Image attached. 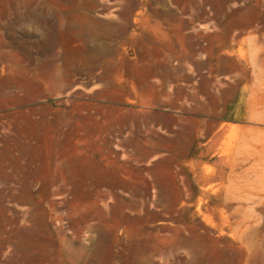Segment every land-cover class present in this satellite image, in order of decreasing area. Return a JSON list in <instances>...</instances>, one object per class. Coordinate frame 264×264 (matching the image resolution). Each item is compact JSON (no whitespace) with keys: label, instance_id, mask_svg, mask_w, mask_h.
Returning <instances> with one entry per match:
<instances>
[{"label":"rangeland","instance_id":"rangeland-1","mask_svg":"<svg viewBox=\"0 0 264 264\" xmlns=\"http://www.w3.org/2000/svg\"><path fill=\"white\" fill-rule=\"evenodd\" d=\"M32 1L0 0V26L19 47L12 34ZM60 1L65 15L93 0ZM212 9L235 70L173 94L158 88L150 106L125 104L124 119L103 100L117 87H102L101 69L130 55L0 50V61L24 68H0V96L41 95L32 79L45 83L44 100L0 117V264L87 260L80 244L108 217L101 209L139 219L158 248L167 242L158 262L197 264L192 245L204 240L206 257L235 244L236 264H264V0H188L191 19ZM60 86L73 97H50ZM186 240L187 254L177 248Z\"/></svg>","mask_w":264,"mask_h":264},{"label":"crops","instance_id":"crops-1","mask_svg":"<svg viewBox=\"0 0 264 264\" xmlns=\"http://www.w3.org/2000/svg\"><path fill=\"white\" fill-rule=\"evenodd\" d=\"M173 6L178 13L173 11ZM68 9L62 15L60 0L28 3L21 10L19 30L12 34V38L19 39L20 47L9 42L8 32L0 26V50H53L54 54L56 50H85L86 54L130 55L116 62L106 57L101 69L102 87L108 84L117 87L116 94L103 100L118 104L115 115L118 119L125 117V104L155 103L158 88H169V94H173L174 88L197 86L199 79H220L239 63L234 50H221L220 16L212 9L211 14L205 11L191 19L188 0H93L87 9L76 1ZM3 67L11 72L24 70L23 65L16 67L0 61V68ZM22 83L15 87L22 88ZM32 83L40 87L41 95L0 96V117H10L7 113L16 108L15 103L44 100V81L33 78ZM61 88L58 94L49 96L58 101L73 97L62 94ZM128 111L135 115L141 108L132 107ZM101 210L108 211V217L101 218L99 226L91 228V237L84 245L80 244L89 248L87 260L69 264L165 263L158 259L165 260L169 245L164 241L158 248L146 233V224L139 219L114 216L122 214L119 209L115 210L117 213H112V209ZM69 245L76 244L69 241ZM194 246L197 264H236L235 244L214 245L212 257H206L209 251L205 250L204 240ZM178 247L187 254L190 244L186 240ZM180 264L189 261L182 259Z\"/></svg>","mask_w":264,"mask_h":264},{"label":"bare ground","instance_id":"bare-ground-1","mask_svg":"<svg viewBox=\"0 0 264 264\" xmlns=\"http://www.w3.org/2000/svg\"><path fill=\"white\" fill-rule=\"evenodd\" d=\"M209 179V178H208ZM212 179V178H211ZM153 190H154V188H153Z\"/></svg>","mask_w":264,"mask_h":264}]
</instances>
